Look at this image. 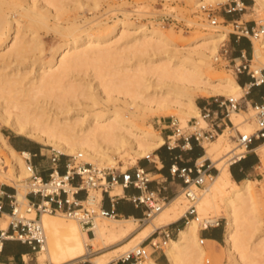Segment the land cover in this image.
I'll return each instance as SVG.
<instances>
[{"label":"bare ground","instance_id":"bare-ground-1","mask_svg":"<svg viewBox=\"0 0 264 264\" xmlns=\"http://www.w3.org/2000/svg\"><path fill=\"white\" fill-rule=\"evenodd\" d=\"M221 1L225 0H194V3L198 6ZM100 4L101 0H0V156L7 168L5 181L17 189L19 204L27 203L26 192L20 187L29 175L24 160L29 153L12 148L2 127L49 145L59 153H80L84 161L98 168H112L116 158L131 157L135 161L151 157L165 142L150 123L145 126L148 118L145 110L168 111L185 124L188 119L199 117L197 96L244 91L234 75L207 72L218 43L227 37L224 31L201 32L187 39L185 47H176L180 40L172 39L158 26L133 23L126 12L124 18L114 19L113 23L99 19L87 27L76 20L64 26L48 24L49 17L58 18L84 6L92 10ZM252 8L257 12L255 20L264 21V0H253ZM21 17L26 18L25 22ZM41 27L52 28L61 39L50 48L47 58L38 32ZM252 44L253 58L264 62V32L252 39ZM126 51L152 56L117 68L102 66ZM83 70L79 78L75 76ZM248 114L252 119L253 112ZM230 120L236 127L234 136L255 129L254 121L247 120L239 111L233 112ZM230 129L224 128L203 144L204 156L198 162L209 158L217 173L209 182L205 181L198 194L197 214L188 218L177 236L164 244L170 264L205 263L199 227L217 221L220 204L226 218L228 259L222 264H264V233L260 232L259 216L257 220L255 183L250 178L238 182L231 177L230 162L243 150L237 143H230L233 136ZM255 150L264 166V141ZM111 190L110 195L122 194L119 184ZM100 197L101 193L88 194V200L98 201ZM182 198L179 192L169 199L138 230L134 218H109L110 223L96 218L92 225L83 228L74 219L58 217L60 213L42 212L38 221L44 229L45 241L37 251V262L63 264L88 260L108 264L126 255L156 228L182 217L186 211ZM209 209L215 213L210 215ZM28 213L30 218L36 216L32 207ZM7 227L8 220L0 224L1 230ZM259 237L252 244V239ZM141 264L158 263L147 254Z\"/></svg>","mask_w":264,"mask_h":264},{"label":"built area","instance_id":"built-area-1","mask_svg":"<svg viewBox=\"0 0 264 264\" xmlns=\"http://www.w3.org/2000/svg\"><path fill=\"white\" fill-rule=\"evenodd\" d=\"M202 7L204 8L205 6ZM246 9L247 5L243 0H229L223 6L225 15H239L238 17H232L230 20L232 35L237 39L247 38L252 43V39L259 37L264 32V21L257 22V20H253V23L250 24L247 20H243L242 16L245 14ZM207 11L209 22L216 25L217 16L214 12H211L212 9ZM221 49L220 55H216L215 60L217 62L227 61L225 65L232 62V70L235 75L246 73L250 78L242 86L244 88L242 96L239 98L221 95L214 96L209 102L199 107V117L188 119L186 125H181L177 118L171 117L170 134L166 136L168 149L174 148L179 142H182L183 146L189 145L191 139L203 146L206 141L213 139L224 128L229 127L228 121L231 122L230 115L241 109V101L252 87H264V66L255 71L251 69V58H248L249 54L244 50H241L237 57L229 58L226 45L223 44ZM236 59L240 61L236 63ZM247 103L245 101L246 109L248 107ZM249 103L254 111L252 119L255 129L252 133L238 132L234 136L235 142L243 150L234 160L240 159L251 151L254 141H264V95L261 96L260 102ZM200 119L204 124L200 123ZM61 156L62 153L51 148L49 153L51 166L46 178L42 177L35 169L31 162V155L24 156L26 169L29 172L26 184L27 191L25 193L27 203L24 205V210H22V205L16 199V189H14V194L0 190V211L2 209V196L10 199L11 206L8 227L4 230L0 229V250L5 240L14 239L30 245L31 249L37 252L45 241L44 229L38 221L42 212L60 213L67 218L76 220L83 228L92 225L96 218H120V215L114 209L119 195H110L109 191L115 184L121 185L122 188L132 186L139 190L138 194L128 195L126 198L135 206H144L143 218L140 219L142 221L160 210L168 200L160 195L159 189L150 188L149 184L153 179L143 167H127L123 170L98 168L84 161L82 155L77 153L66 158L64 163L65 170L61 173L58 170ZM146 158L153 164L156 163L151 157L147 156ZM205 160L201 163L196 160L193 167H179L176 164L169 166L171 177H178L183 182L180 190L188 202L183 215L185 222L189 217L197 214L195 203L198 192L192 187L203 189L205 181L211 180L213 177L212 164L210 160L205 163ZM98 189L101 193L100 199L98 201L88 200L89 191ZM81 191H83V197L79 198L77 195ZM105 193L111 209H106L101 205L102 195ZM28 196H30V199ZM31 207L36 212V216L33 218L25 215V213L30 211ZM218 225L219 222L217 220L213 224L200 228V230L217 227ZM170 237L172 236L169 230L162 225L156 228L141 243L137 244L130 252L117 260L121 264H126L127 262L128 264H141L146 255L150 254L146 250L147 247L153 250H163L164 244ZM63 264H77V262Z\"/></svg>","mask_w":264,"mask_h":264},{"label":"rangeland","instance_id":"rangeland-1","mask_svg":"<svg viewBox=\"0 0 264 264\" xmlns=\"http://www.w3.org/2000/svg\"><path fill=\"white\" fill-rule=\"evenodd\" d=\"M229 0L221 1V2H215V3H208V2H203V4L196 5L194 3V0H101V4L94 7V9L89 10L86 6L80 7L77 10H71L64 12L63 14L59 15L58 18L54 17H49L48 24L53 26L55 23H59L60 25L64 26L66 25L69 21L76 20L80 26H85L87 27L89 24L99 20V19H106L108 20L109 23H113V20L117 18H124L123 14L126 12L129 15V20L132 21L135 24H145L147 26L155 25L161 28L164 32L168 33L169 36L172 39H178L181 41V43L176 44V47H185V42L187 39L192 38L193 36L205 32V31H224L226 32V39L218 43L217 46V52L215 55L219 56L221 53V46L224 44L226 45L228 52L227 56L229 58H232V53H231V48H230V36H232L231 30L232 27L230 25V20L232 17H238L239 15H225L223 12V6L226 2ZM245 4L247 5V9L245 10V14L242 16L243 20H247L248 23H253V20H255V15H256V9L253 10L252 8V3L253 0H243ZM205 6L204 8L202 7ZM209 9H212L211 12H214V14L217 16V28L213 27L214 25L211 24L208 20V11ZM123 12V13H122ZM260 12V11H259ZM25 17H21V20L25 22ZM50 27H41L39 28V37L42 41L43 47H44V55L47 58L49 54V50L52 46L56 45L58 42H60V36L57 34L58 32L54 31ZM93 32L96 31V29H92ZM243 38V37H242ZM247 39V38H246ZM12 40L9 41L11 43ZM252 43H250V53L249 57L251 58V69H254L255 67H263L264 62H260L259 60H256L252 56ZM152 55L149 53H140V54H135L132 55L130 52H123L121 54L116 55L112 61L108 60L102 64L104 68L110 69V68H117L121 65H128L132 64L133 62H136L137 60H145L146 58H151ZM215 57L210 58V65L207 68V72L209 74H231L234 75V72L232 70V62L229 64H226L227 61H220L217 62ZM240 60L236 59L235 62L238 63ZM84 69V68H83ZM90 70L87 69V72ZM85 70L80 73H76V77H80ZM243 90L240 89L236 94H230V95H222V96H233L235 98H238L241 94H243ZM103 94V93H102ZM118 94L115 92H112V95ZM215 95H210V96H197L195 99V102L197 104L198 101L202 99H208L211 100ZM217 96V95H216ZM252 108V107H251ZM249 108V112H253ZM241 112L246 116L247 120H252L249 117V114L245 113L246 107H242ZM145 114L148 116L146 120L145 126L150 123V125L154 128L156 132H159L160 134L162 133H168L170 134V119L171 117L177 118L180 122L181 125H186L183 124L179 118L178 115L170 113L168 111H160V112H150L148 110L144 111ZM231 117V115H230ZM193 119V118H192ZM200 123L204 124L203 121H200ZM229 127L232 129L229 130L230 134H233L235 132V126L228 121ZM1 131L5 135V137L9 134L11 135H19L7 128L2 127ZM222 132V131H221ZM22 137V140L29 139L23 135H19ZM231 136L232 141L230 142L231 144H236L235 138ZM216 137V136H215ZM214 137V138H215ZM213 138V139H214ZM7 139V137H6ZM165 143L167 144V138L165 137ZM211 139V140H213ZM34 141V140H33ZM210 141V140H209ZM8 142V141H7ZM263 141H258V144H261ZM39 143V142H38ZM257 144V145H258ZM40 145L44 148L43 151L45 155L43 156V165L47 166L49 163V158L48 155L50 153L51 146L49 145H43L40 143ZM256 145V146H257ZM55 150V149H54ZM57 151V150H56ZM156 149L153 151L155 153ZM152 152V154H154ZM256 153V151H255ZM151 154V157H152ZM69 155L62 153L61 159H66ZM117 163L115 166L112 168L114 169H126L127 167H131L132 165H136L138 161L140 160H145L147 163H150L153 165V162H150L147 160L146 157H141V158H136L134 161L133 158L129 157L127 160H122L116 158ZM157 161V164L159 165V162L157 158H155ZM87 161V160H86ZM104 167V166H103ZM122 167V168H121ZM107 168V167H105ZM0 172L4 173L3 175L0 174V184L4 185H9L5 181V173L7 172V168L4 166L3 158L0 156ZM212 172L213 176L217 173V169L215 166L212 164ZM157 177V176H155ZM248 178L253 179L255 183V188H256V211L258 213L257 215V220L259 218L260 221V227L262 234L264 233V166L258 160V166L256 167V170L253 174H251ZM210 180H208L209 182ZM207 182V183H208ZM206 183V184H207ZM24 186L20 187V189L24 190L25 192L27 191V179L23 182ZM11 186V185H10ZM193 188V187H192ZM198 194L201 192L202 188L200 189H195ZM96 193L100 196V191L99 190H91L89 193ZM181 192V190H179ZM182 199L184 203V209L187 207V200L184 198V195L182 194ZM32 198V197H31ZM172 198V197H171ZM169 197V199H171ZM168 199V200H169ZM167 200V201H168ZM166 201V202H167ZM26 202V201H24ZM23 202V203H24ZM22 205V210L25 208V204ZM210 215H213L215 212L212 209H209ZM218 212L220 215L217 217V220L219 222V225L216 227L217 229L220 230L222 234V239L219 243L213 244L212 249L215 251L216 255H206L204 257V264H222L228 262L227 256L225 254L226 252V243H225V229H226V218L223 214L224 209L223 206L220 204L218 208ZM25 213V212H24ZM26 216L29 217L30 213H25ZM58 215V214H56ZM259 216V218H258ZM58 217H62L63 219L70 220V218L65 217L64 215H58ZM1 223L0 224H6L7 220L9 222V217L6 218L4 215L1 217ZM124 218V217H122ZM127 218V217H126ZM190 218V217H189ZM99 220H104L107 223L111 222V218H97ZM121 219V218H119ZM146 223V220L142 221H136L134 220V226L135 230H138L141 228L144 224ZM202 228V226L199 227V229ZM199 237H202L199 233ZM175 238V237H172ZM259 238H253L252 239V244H255L259 241ZM164 247L163 250H156L155 253L159 255V257L165 258L164 254ZM147 252L150 253L152 250L151 248L147 247L146 248ZM264 252V249H263ZM38 256V253L36 252L33 260H35ZM118 259V258H117ZM116 260V259H114ZM113 260V261H114ZM209 260V262L207 261ZM79 262V261H77ZM86 263L90 262L88 260L85 261ZM91 263V262H90ZM45 264H48V262H45ZM167 264H170L167 262Z\"/></svg>","mask_w":264,"mask_h":264},{"label":"crops","instance_id":"crops-1","mask_svg":"<svg viewBox=\"0 0 264 264\" xmlns=\"http://www.w3.org/2000/svg\"><path fill=\"white\" fill-rule=\"evenodd\" d=\"M230 48L233 57H237L241 50H244L248 54L250 53V42L246 38H235L233 35L230 36ZM238 84L242 87L244 83H247L250 78L246 73H240L234 76ZM243 88V87H242ZM264 95V87H252L249 92L244 96L241 101V108L245 107V101L248 102V107L245 110V113L248 114L249 108H251L249 102H260L261 96ZM208 99H202L197 102L198 107L202 106L206 102H209ZM240 113L241 110H239ZM163 138H165L168 133L161 134ZM7 141L9 145L17 151H27L31 155V162L34 165L37 172L44 178L48 176L49 168L51 166L50 160L47 166L43 165V156L45 155L43 151V147L37 141H33L31 139L22 140L19 135H7ZM165 140V139H164ZM258 141H254L252 143V150L246 153L240 159L234 160L230 162L229 170L231 173V177L233 180L241 182L247 179L251 174H253L258 166V160H260L259 155L257 152L255 153L256 147L259 145ZM257 145V146H256ZM156 154V155H155ZM156 156L159 165L155 158ZM204 156V146H200L196 141L191 139L189 145L183 146L182 142L177 143V145L172 148L168 149L166 143L164 142L160 147H158L154 154H152L151 159H153L156 163L151 165L147 163L145 160H140L134 166L143 167L147 172H149L150 177L153 181L150 182L149 186L153 189H159L160 195L169 199V197H174L179 193L183 182L178 177H171L169 173V166L171 164H176L179 167H193L194 162ZM49 158V155H48ZM205 163H208L210 160L209 158H204ZM66 159L59 160V167L58 170L63 173L65 170L64 163ZM157 176V177H155ZM114 187V186H113ZM112 187V188H113ZM111 188V189H112ZM14 186L9 185H2L0 184V190L14 194ZM109 189V191L111 190ZM115 190V189H113ZM112 191V190H111ZM117 192V190H116ZM115 192V193H116ZM17 193V189H16ZM139 190L135 187L129 186L122 188V194H118L119 196L116 199L114 209L115 212L120 215V218H134L135 220H140L143 218L144 214V206L137 205L135 206L132 204L126 196L138 194ZM79 198L83 197V191L79 192L77 195ZM30 199V196H28ZM2 209L0 211V223L1 217L6 214H9L11 210L10 206V199L6 196H2ZM101 205L106 209H111L107 194L102 195ZM188 220V219H187ZM186 220V221H187ZM184 217H180L178 220L165 224L166 228L169 230L172 237H176L178 231L184 226L185 224ZM159 228V227H158ZM203 228V227H202ZM199 233L202 237V244L205 248L206 255H216L215 251L212 249V245L219 243L222 239V234L219 229L216 227H209L205 230H199ZM156 250H151L149 256L157 261L158 264H167L168 259L165 255V258L159 257L158 254L155 253ZM164 252V251H163ZM36 251L32 250L30 245L21 243L14 239H7L4 241L2 249L0 250V264H38L37 259L33 260ZM165 254V252H164ZM24 256L27 258L24 259ZM209 262V260H208ZM77 264H93V263H86L85 261L77 262ZM108 264H121L119 260H114L109 262ZM128 264V262L126 263Z\"/></svg>","mask_w":264,"mask_h":264},{"label":"trees","instance_id":"trees-1","mask_svg":"<svg viewBox=\"0 0 264 264\" xmlns=\"http://www.w3.org/2000/svg\"><path fill=\"white\" fill-rule=\"evenodd\" d=\"M246 2H247V0H246Z\"/></svg>","mask_w":264,"mask_h":264}]
</instances>
